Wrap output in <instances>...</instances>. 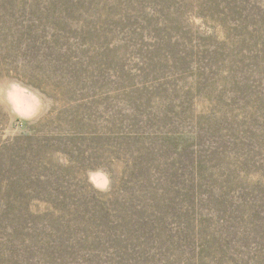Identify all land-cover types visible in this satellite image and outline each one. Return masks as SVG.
<instances>
[{
	"label": "rangeland",
	"instance_id": "374dc122",
	"mask_svg": "<svg viewBox=\"0 0 264 264\" xmlns=\"http://www.w3.org/2000/svg\"><path fill=\"white\" fill-rule=\"evenodd\" d=\"M0 264H264V0H0Z\"/></svg>",
	"mask_w": 264,
	"mask_h": 264
}]
</instances>
